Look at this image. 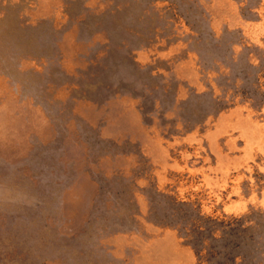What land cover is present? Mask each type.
Masks as SVG:
<instances>
[{"label":"rangeland","instance_id":"obj_1","mask_svg":"<svg viewBox=\"0 0 264 264\" xmlns=\"http://www.w3.org/2000/svg\"><path fill=\"white\" fill-rule=\"evenodd\" d=\"M0 264H264V0H0Z\"/></svg>","mask_w":264,"mask_h":264}]
</instances>
